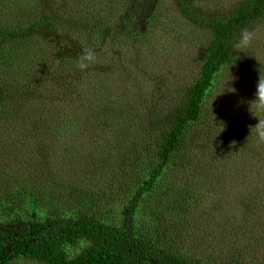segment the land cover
<instances>
[{
	"label": "trees",
	"instance_id": "obj_1",
	"mask_svg": "<svg viewBox=\"0 0 264 264\" xmlns=\"http://www.w3.org/2000/svg\"><path fill=\"white\" fill-rule=\"evenodd\" d=\"M69 1L70 7L49 6L46 12L39 8L30 12V1L0 0V10L23 23L7 28L0 24V42L11 45L6 50L3 46L4 51L0 47V67L7 65L8 73L17 68L20 63L10 61L9 56L14 49L19 50L22 41L44 33L54 35L60 28L74 31L77 18L80 23H90L93 16L101 15L102 5L111 6L106 0ZM172 3L177 13L209 33V41L196 79L181 99L170 105L164 121L154 116V107L141 110L137 114L148 113L147 118L138 120L135 129L131 111L122 108L114 96L109 72H95L86 58L81 62L77 57L75 68L67 71L62 63L64 73L56 71L57 77L61 76L58 83L71 85L66 92L61 87L65 97L60 104L64 105L52 116L36 115L24 132H19L21 135L6 141L0 135V151L7 153L5 158L23 155L27 170L20 176L0 170V264L22 260L34 264H248L247 255L255 258L244 246L241 251L245 257L229 248L225 229L234 224V215L218 213L206 203L221 187L242 186L253 176L237 168L228 177H241V185L231 178L221 183V177L226 179L224 171L220 177L213 173V179L204 183L199 178L202 161L215 168L220 152L216 150L214 127L199 126L204 99L215 87L219 73L231 66L250 68L235 48L234 37L242 28L253 29L264 23V0H241L228 13L208 16L197 11L190 0ZM154 9L153 4L141 7L137 19L145 17L149 20L146 26L152 28ZM127 19V23L134 22ZM106 22L96 23L95 31ZM161 26L164 33L168 24ZM159 40L161 43V37ZM27 47L21 53L26 63V82L20 86L23 90L18 91L20 81L16 78L0 82L1 124L10 99L21 96L24 90L26 95L32 89L36 97L40 94L32 81L33 76L42 79L39 68L41 64L43 68L45 52L38 44ZM44 124L50 126L48 132L55 133L45 142L42 133L31 132L41 131ZM1 129L5 128H0L3 134ZM100 140H104V148L96 146ZM22 165L15 167L21 172ZM254 170L248 167L250 174ZM258 173L264 177V172ZM168 177L171 183L164 185ZM257 204L264 205V199ZM208 227L221 229L214 233L220 232L222 237L219 252L210 245L214 248L211 255L198 250L195 238L188 242L189 229ZM81 239L88 240L89 247L69 259L65 246H75Z\"/></svg>",
	"mask_w": 264,
	"mask_h": 264
},
{
	"label": "rangeland",
	"instance_id": "obj_2",
	"mask_svg": "<svg viewBox=\"0 0 264 264\" xmlns=\"http://www.w3.org/2000/svg\"><path fill=\"white\" fill-rule=\"evenodd\" d=\"M21 1L24 3L30 1V12H34L36 8L46 12L49 6H52L51 9L71 6L69 0ZM106 1L111 6L102 5L101 15L93 16L90 23H80L77 18L74 31L70 28H60V32L54 35L44 33L31 37L28 41H22L19 50L14 49V53L9 56L10 61L13 59L20 63L17 68L13 67V71L8 73L7 65L0 67V82L4 78H6L5 81H9L10 77L16 78L20 81L19 89L22 83L26 82L24 73L26 70L23 71L26 63L22 60V51H26V46L30 48L38 44L45 52L43 68L42 64L39 68L42 79L39 81L33 76L32 81L40 94L36 97L32 89L26 95L24 90L21 96L10 99V107L4 111L6 115L2 124L0 123V128L4 127L7 132L1 129L5 136L1 132L0 135L5 141L21 135L22 133L19 132H24L23 129L36 115L41 113L42 116H52L61 107L60 103L65 97L61 87L65 91L71 85L58 83L61 76L57 77L56 71L63 72L62 63L67 71L75 68L73 63L77 57L81 59V62H84L86 58L90 68L95 72H105V70L109 72L108 76L116 91L114 96L119 99L118 103L122 108L131 111L135 129L138 120L147 118L148 113L137 114L141 110L156 108L153 112L154 116H160L164 121L170 105L180 100L186 87L196 79L209 41V33L197 28L177 13L172 0ZM239 1L241 0H190V3L197 11L208 16L228 13ZM150 4H153V9L156 6L152 28L146 26L149 20L145 21V17L140 16L137 19L139 9ZM81 7L82 3H79L78 8ZM126 10L127 13H125ZM10 18L11 16H8L2 8L0 24L6 28L23 25ZM20 18L22 22L25 21L24 17ZM127 18L133 19L134 22L127 23ZM104 19L105 21L107 19L105 26L96 32L94 26ZM166 23L168 27L164 33L168 34L161 31V24ZM252 30L255 32L253 45L243 50V53H239L243 63L250 68L231 66L223 69L217 77L215 87L204 99V114L199 129L214 127L213 130L218 135L216 150L220 152V157L214 165L215 168L210 167L208 162L203 160V170L200 171L199 178H203L202 181L207 183L213 179V173L220 177L219 173L224 171L226 179L221 177L219 180L221 183L231 181L228 180L231 178L235 179L234 184L241 185L243 183L241 177H228V174L237 168H240L243 174H247L245 172L247 171L249 176H253L247 178L242 186H233V189L227 185L221 187L218 193L210 195L206 203L216 207L215 210L218 213L234 215L232 218L235 220L234 224L225 229L229 248L237 255L242 254L245 257L243 254L245 252L241 251L244 246L246 251L255 257L252 260L249 259L252 255H247L248 264L254 260L256 264H264V210L262 209L264 205L257 204V201L264 199V177L258 176V172H264V142L258 141L254 131L250 135V129L258 124V119L264 120V112H257L254 104L250 106L257 99L259 82L264 84V23L258 24ZM160 37L161 43L160 40L158 41ZM3 46L5 50L11 47L7 42L1 41L2 51H4ZM260 67L261 71L257 72ZM125 70L126 74H124ZM22 90L20 88L18 91ZM23 95H25L24 98ZM67 101L63 103L67 104ZM67 107L72 114L71 107ZM249 108L257 118L252 115ZM10 124L15 126H9ZM49 128L50 126L44 124L41 131L32 130L31 132L42 133L45 142L52 139L55 134L48 132L51 131ZM103 143L104 140H100L96 146L104 148ZM24 152L25 149L22 153ZM6 155L5 151H0V170H10V176L26 175V157L20 155L16 159L7 160ZM16 164H23L21 172L15 167ZM246 166L253 167L255 170L250 174ZM54 169L60 171L59 167ZM15 171L17 173L14 174ZM166 181L171 183V178H165L164 185L167 184ZM243 203H246L247 207ZM253 213V216L248 217ZM243 224H246L245 227H242ZM216 230L221 232V229H215V227L189 229L188 242L195 238L198 250L206 253L205 255H211L214 248L219 252L218 247L222 243V237L218 236L220 232L214 233ZM210 245L214 248L211 249ZM18 264L34 263L22 260Z\"/></svg>",
	"mask_w": 264,
	"mask_h": 264
},
{
	"label": "clouds",
	"instance_id": "obj_3",
	"mask_svg": "<svg viewBox=\"0 0 264 264\" xmlns=\"http://www.w3.org/2000/svg\"><path fill=\"white\" fill-rule=\"evenodd\" d=\"M255 40V32L251 28H242L234 37V46L236 49L240 50L239 53H243V50L250 48ZM255 105L257 112H264V84L259 82L257 99L250 104ZM253 116H257L250 110ZM258 124L250 129V135L255 132V135L259 142H264V120L258 119ZM89 247V241L86 239H81L75 246L66 245L65 253L69 259L78 255L81 251Z\"/></svg>",
	"mask_w": 264,
	"mask_h": 264
}]
</instances>
